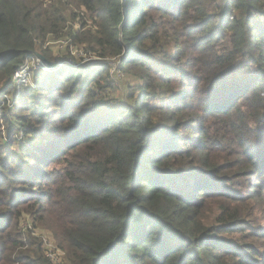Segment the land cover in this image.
I'll return each instance as SVG.
<instances>
[{"label": "trees", "instance_id": "16d2710c", "mask_svg": "<svg viewBox=\"0 0 264 264\" xmlns=\"http://www.w3.org/2000/svg\"><path fill=\"white\" fill-rule=\"evenodd\" d=\"M261 214L264 0H0V264H55L36 228L69 264H264Z\"/></svg>", "mask_w": 264, "mask_h": 264}, {"label": "rangeland", "instance_id": "374dc122", "mask_svg": "<svg viewBox=\"0 0 264 264\" xmlns=\"http://www.w3.org/2000/svg\"><path fill=\"white\" fill-rule=\"evenodd\" d=\"M74 25L76 28L79 29L78 23H74ZM68 44H69V41L54 42L53 40H51L47 46L51 47L52 52L55 56L65 57V56H68L70 54L72 57H75V63L85 64V66H90L91 69L97 70L96 68H98L100 66L99 64L105 63V62L101 61V59H99L96 56H92V57L87 56V54H85L82 51V49H78L76 47L71 46L69 51H68L67 50V48L69 46ZM67 61L69 62L70 60H67ZM104 61L109 62V66L111 67V75H114V77L117 78L116 83L119 87V92H121L123 90L122 82H124L125 80H124V76L116 75V68L118 65L117 60H112V61L104 60ZM118 63H119V61H118ZM114 96H111V98ZM7 102H8L10 107H13L14 101L12 99V96L7 97ZM10 102H12V103H10ZM14 104H15V102H14ZM257 143H259V142H257ZM220 163L224 164L225 161L222 159V160H220ZM53 167L55 169L60 168V166H53ZM227 175L232 176L233 173H227ZM235 183H236V181H235ZM29 220H30V218L27 215H24L22 218V221H24V223H23L24 226L26 225L28 228L31 227V229L33 230V227H32L33 223H31V221H29ZM258 223L260 226L264 225V214L260 215V221ZM34 231H35L36 235H38L39 238H41L44 241V243L47 245L49 253H52L53 256H57V258L60 259L59 261L61 262V264H69L68 261L63 262V254L61 253L60 250H56V247L57 248H59V247H58V244L56 243V239L54 237V234L49 229L42 230L40 228H36V229H34Z\"/></svg>", "mask_w": 264, "mask_h": 264}, {"label": "built area", "instance_id": "2783aa9c", "mask_svg": "<svg viewBox=\"0 0 264 264\" xmlns=\"http://www.w3.org/2000/svg\"><path fill=\"white\" fill-rule=\"evenodd\" d=\"M68 64L74 66L75 62H68ZM49 70L48 65L40 57L33 58L29 61L24 62V64L18 69L13 75V82L19 86H31L33 84L32 76L34 74H46ZM62 253V252H61ZM63 254V253H62ZM48 257L55 262V264H61L60 259L57 256H53L52 253L48 252ZM63 254V262H64Z\"/></svg>", "mask_w": 264, "mask_h": 264}, {"label": "water", "instance_id": "95a60500", "mask_svg": "<svg viewBox=\"0 0 264 264\" xmlns=\"http://www.w3.org/2000/svg\"><path fill=\"white\" fill-rule=\"evenodd\" d=\"M44 62L48 65L49 68H52L51 64L44 58V57H41Z\"/></svg>", "mask_w": 264, "mask_h": 264}]
</instances>
